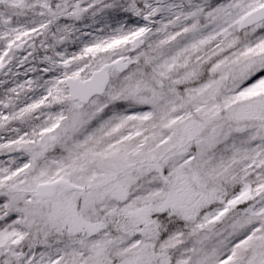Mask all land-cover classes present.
Returning a JSON list of instances; mask_svg holds the SVG:
<instances>
[{"label": "snow or ice", "instance_id": "1", "mask_svg": "<svg viewBox=\"0 0 264 264\" xmlns=\"http://www.w3.org/2000/svg\"><path fill=\"white\" fill-rule=\"evenodd\" d=\"M0 264H264V0H0Z\"/></svg>", "mask_w": 264, "mask_h": 264}]
</instances>
